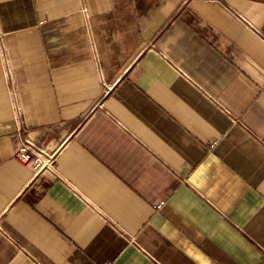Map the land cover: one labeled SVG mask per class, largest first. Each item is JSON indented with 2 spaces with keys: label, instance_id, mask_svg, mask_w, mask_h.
Returning <instances> with one entry per match:
<instances>
[{
  "label": "crops",
  "instance_id": "crops-1",
  "mask_svg": "<svg viewBox=\"0 0 264 264\" xmlns=\"http://www.w3.org/2000/svg\"><path fill=\"white\" fill-rule=\"evenodd\" d=\"M0 264H264V0H0Z\"/></svg>",
  "mask_w": 264,
  "mask_h": 264
},
{
  "label": "built area",
  "instance_id": "built-area-1",
  "mask_svg": "<svg viewBox=\"0 0 264 264\" xmlns=\"http://www.w3.org/2000/svg\"><path fill=\"white\" fill-rule=\"evenodd\" d=\"M16 157L19 160V162L23 165L35 160L36 153L34 151V148L30 143H23L20 145V147L17 149ZM38 166L44 167L47 165L53 164V159H49L46 162H37Z\"/></svg>",
  "mask_w": 264,
  "mask_h": 264
}]
</instances>
